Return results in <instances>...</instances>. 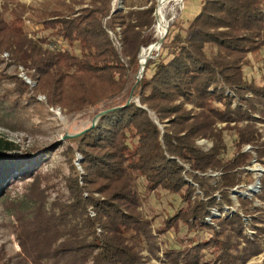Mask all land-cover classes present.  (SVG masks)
<instances>
[{
  "label": "trees",
  "instance_id": "1",
  "mask_svg": "<svg viewBox=\"0 0 264 264\" xmlns=\"http://www.w3.org/2000/svg\"><path fill=\"white\" fill-rule=\"evenodd\" d=\"M156 1L142 0L133 7L121 0L117 8L113 0H0V65L24 66L47 104L70 114L89 109L95 116L109 110L85 132L68 137L83 158V175L66 178V200L49 201L35 175L20 199L5 204L6 228L19 251L8 254L0 244V264H151L159 246L151 221L141 212L133 177L144 179L146 191L161 188L186 204L165 218L159 233L178 223L187 233L211 232L187 249L165 253L171 262L201 264L210 253L215 264H246L262 252L264 207L253 202L264 204V176L258 193L237 199L242 214L251 218L248 225L238 213H226L214 224L205 223V218L211 207L223 212L225 205L233 204L229 190L242 182L236 170L252 158L238 151L224 160V130L236 134L238 149L254 146L257 160L264 163V144L255 127L256 121H264V79L262 85L247 81L243 69L248 56L264 47V0H202L184 35L162 42L164 57L147 60L133 89L137 102L126 104L135 84L138 53L155 42ZM29 12L38 17V30L50 34L28 31L24 16ZM109 31L116 32L119 46ZM12 80L18 96L11 100L0 95L2 118L11 119L20 97L29 91L17 75ZM165 121L168 125L161 130L158 123ZM218 123L225 127L218 129ZM199 137L212 140V147L197 148ZM19 151V145L0 137V206L10 177L34 173L48 155L39 153L31 161ZM179 161L189 163L193 171L220 170V187L212 188L192 174L203 198L194 196ZM247 176L246 184L252 181ZM217 190L220 200L212 195ZM247 229L255 232L249 235ZM140 238L151 257L142 254L136 241Z\"/></svg>",
  "mask_w": 264,
  "mask_h": 264
},
{
  "label": "rangeland",
  "instance_id": "2",
  "mask_svg": "<svg viewBox=\"0 0 264 264\" xmlns=\"http://www.w3.org/2000/svg\"><path fill=\"white\" fill-rule=\"evenodd\" d=\"M30 1L31 4H38L42 0ZM158 1L159 0H157L156 3H158ZM127 3L128 6L137 7L141 5L142 0H128ZM201 3L202 0H171L166 4L164 13L167 19L168 29L163 41L171 40L176 34L184 35V29L199 12ZM117 8H121V3ZM24 17L26 20L25 27L28 31H36L38 35L42 36L49 33L48 31L44 32L38 30L41 26L36 23L38 19L36 14L29 12ZM156 24L157 20L154 24L153 37L155 41L161 36L156 32ZM61 43V47L66 49L69 48L66 43ZM150 45L142 47L140 50L146 49ZM72 49L76 54L79 53L77 45L72 47ZM208 49L207 52H209ZM151 54L152 58L155 59L159 54L164 57L166 51L160 53L159 48L158 50H154ZM3 57L4 59H7V56ZM165 57L167 59L169 56L166 55ZM6 62H8V60H6ZM7 64L8 63H3L0 65V73L2 75L0 77L3 78L0 83V95L5 94V96L11 100L18 96V92H15V85L12 80L16 75L27 84L29 91L25 92L20 97L18 101L19 105L13 112L11 119L7 116L2 118L0 114V137L19 145V153L29 154L31 161L37 158L39 153L44 155L46 153L48 154L47 157L41 158L40 166L34 171V173L22 176L16 175L14 178L10 177L6 183V188L3 192L4 197L2 200V206H0V244L4 245L8 254H12L19 251V246L16 238L12 234H9L6 228L9 216L6 213L7 208L5 204L20 199L26 192L28 185L32 182L35 175L38 176L40 188L45 190L49 201L54 199L66 200L68 198V190L65 181L66 178L69 176L73 177L74 175H83L81 167L83 158L79 152L75 151L76 144L69 141L68 137H74L75 135L77 136L85 132L88 129V126L92 124L94 115L89 109L82 113L70 114L65 109L47 104L45 95L37 93L34 90L37 82L27 74L25 67L18 66L15 68L14 66H9ZM243 69L247 81H254L256 85H262L264 79V47L259 53L250 54L248 56V64L245 65ZM152 70L153 67H149L147 73L151 74ZM30 73H33V71L31 70ZM227 93L232 95L229 91ZM131 100L137 102V99L133 98V95ZM150 114L152 119H155L154 115L152 113ZM253 116L259 117L257 113ZM6 122L12 123L14 127L6 126ZM167 125V121H165L163 125L158 123L161 130ZM223 127H225V123L217 124L218 129ZM255 127L258 133H260V141L264 144V121H256ZM223 132L226 151L221 157L224 160L231 159L238 151L250 153L252 158L248 164L236 170L237 177H239L242 182L229 190L228 194L233 201V204L231 206L225 205L223 212H220L217 207H211V213L205 218V223L214 224L216 219L224 216L226 213L228 215L238 213L242 216L244 223L248 225L251 218L242 214L237 199L241 196L251 198L255 193L260 191V178L264 176V163L257 160V153L254 146L244 144L238 149L235 146L236 134L230 130H224ZM195 145L200 150L207 151L212 147L213 142L210 139L199 137L195 140ZM179 163L184 168L185 180L195 188L194 196H200L203 198V194L200 190L201 188L193 180L192 174L206 179L212 188L220 187L222 180V172L220 170L207 169L205 172L197 170L193 171L192 166L189 163L183 161H179ZM249 174L252 181L246 184L243 181L247 179V175ZM133 179L141 198V212L144 214L145 218L151 221L153 233L156 235L159 246L157 257H154L145 247L146 243L144 239H136L139 245L143 247L142 254L144 256H152L151 264H182L180 260L177 263L171 262L168 258H165L164 254L169 251L187 249L190 246V242L208 239L211 232L206 229H198L196 232L187 233L186 227L183 226L182 223H178L166 233H159L158 231L164 227L165 218L168 215L174 214L176 210L184 208L186 204L181 201L179 195H173L161 188L148 192L144 187V179L138 178L136 180L134 177ZM212 195L217 200H220L221 198L220 190L214 191ZM263 205L264 204L259 199H255L253 202V206L264 207ZM258 225L261 226L263 224L259 223ZM246 231L249 235H253L255 232L254 230L248 229ZM213 261L212 255L206 253L201 264H215ZM263 263L264 246L262 252L251 258L246 264Z\"/></svg>",
  "mask_w": 264,
  "mask_h": 264
},
{
  "label": "water",
  "instance_id": "3",
  "mask_svg": "<svg viewBox=\"0 0 264 264\" xmlns=\"http://www.w3.org/2000/svg\"><path fill=\"white\" fill-rule=\"evenodd\" d=\"M159 7H160V5H159V1H158L157 6H156L155 11H154V15H155V18H156V19H157V9H158ZM167 29H168V24L166 25V29H165L164 33H163V34H162V35H161V36H160V37H159L154 43L151 44L153 47H156V50H158V49L160 48V46H161V44H162V42H163V40H164V38H165V36H166ZM140 52H141V50L139 51V54H138L139 68H138L137 74H136V76H135L136 82H135V84L133 85V87H132V89H131V91H130L129 98H128L126 104H128V103L130 102V100L132 99L133 89H134L135 85L137 84V82L139 81V79L141 78V76H142V74H143V71H144L145 65H146V63H147V60H148L149 58H152V54H151V52H150V53L148 54L147 58L145 59L144 63L141 64V63H140V59H139V57H140ZM108 111H109V110H103V111L97 113V114L93 117V120H92V124H91V125L94 126L95 123H96V121H97V119H98L101 115L105 114V113L108 112ZM75 136H76V135H75Z\"/></svg>",
  "mask_w": 264,
  "mask_h": 264
},
{
  "label": "bare ground",
  "instance_id": "4",
  "mask_svg": "<svg viewBox=\"0 0 264 264\" xmlns=\"http://www.w3.org/2000/svg\"><path fill=\"white\" fill-rule=\"evenodd\" d=\"M170 1L171 0H159L160 7L157 9V19H156L157 20L156 32L158 33V35H162L166 29L167 19L165 17L164 8L166 4H168ZM174 1H179V0H174ZM154 50H156V47H153L152 45H150L146 49H142L139 57L140 63L143 64L148 54L150 52L152 53Z\"/></svg>",
  "mask_w": 264,
  "mask_h": 264
},
{
  "label": "built area",
  "instance_id": "5",
  "mask_svg": "<svg viewBox=\"0 0 264 264\" xmlns=\"http://www.w3.org/2000/svg\"><path fill=\"white\" fill-rule=\"evenodd\" d=\"M120 3H121V0H113V7L114 6H120ZM119 31V28L116 29V32ZM116 32H112V31H109V34L111 35V38L114 40L115 44L117 46H119V42H118V37L116 36ZM3 56H7V54L5 53ZM253 189V188H251Z\"/></svg>",
  "mask_w": 264,
  "mask_h": 264
},
{
  "label": "crops",
  "instance_id": "6",
  "mask_svg": "<svg viewBox=\"0 0 264 264\" xmlns=\"http://www.w3.org/2000/svg\"><path fill=\"white\" fill-rule=\"evenodd\" d=\"M23 2L29 3L31 2L30 0H22ZM263 55V54H262Z\"/></svg>",
  "mask_w": 264,
  "mask_h": 264
}]
</instances>
